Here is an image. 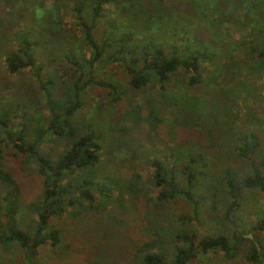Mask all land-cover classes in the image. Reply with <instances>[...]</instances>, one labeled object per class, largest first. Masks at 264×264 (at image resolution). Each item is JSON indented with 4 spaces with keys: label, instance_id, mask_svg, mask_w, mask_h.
<instances>
[{
    "label": "trees",
    "instance_id": "obj_1",
    "mask_svg": "<svg viewBox=\"0 0 264 264\" xmlns=\"http://www.w3.org/2000/svg\"><path fill=\"white\" fill-rule=\"evenodd\" d=\"M31 1L34 8L30 11L25 7L24 0H0V59L4 71L9 75L32 71L38 93L35 97L43 102L41 107L45 113H39V102L33 104L29 99V103L33 104L32 111L25 110L22 105L15 106L21 121L14 127L9 123L8 112L0 108V242L20 247L25 264H38L42 246L62 249L57 254L72 247L66 229L54 227L52 221L66 215L77 220L82 212L98 209L99 206L107 209L108 205L122 203L126 194L136 198L139 193L138 174L132 175L128 184L123 186L117 176L101 168L105 133L102 129L98 130L97 124H82L79 119L83 95L88 86L108 89L112 104L118 99L120 89L117 85L96 79L94 70L112 62L119 63L134 90L150 85L164 88L170 77L180 71L187 74L190 86H195L199 83L198 73L202 66L221 60L220 53L225 50L221 48L224 43L220 35L212 37L214 25L233 22L239 11H248L264 0H181L176 5L182 8L178 7L175 12L170 9L174 6L172 1L169 7L164 0H149L147 4L142 0H69L72 3L69 13L73 24L90 55L89 58L79 59L72 49H65L62 55L56 53L62 56V63L65 64L63 76L57 75L59 70L54 67L46 73L42 64H37V49L44 37L38 36L41 33L35 18L43 7H38L39 0ZM61 8L65 10L57 0H50V10L58 18L62 15ZM109 9L113 10L115 18L111 19L107 14ZM143 17L150 21L164 18L166 26L172 27L170 40L157 42L143 36L138 24ZM196 22L203 25L197 29L193 27ZM236 23L230 28L232 32L249 25L251 28L245 37V40L249 36L252 39L245 50L247 57L264 63V26L249 21ZM227 25L226 31L229 30ZM3 39H6L5 43ZM58 51L59 48L56 49ZM27 101L23 99L24 103ZM147 107V122L155 130L154 123L160 119L150 104ZM37 119L42 120V125L35 126ZM242 134L239 136L242 145L236 148V154L250 162V174L240 179L238 173L225 168L219 179L225 189L224 197H220V203L226 206L223 216L231 224L234 221L230 216L239 210L244 189L264 192V155L259 162L251 161L248 156L253 157L260 149V138L249 129ZM47 142L49 145L45 148ZM9 146L21 157H27L28 160L21 159L22 164L33 160L37 165L36 172L42 177L41 194L28 206L37 217L31 231L20 228L17 218L20 188L10 171L2 165L4 150ZM15 154L11 155L17 157ZM162 157L150 162L153 170L150 183L158 190L156 207L179 196L193 205V214L192 217L178 216L174 223L177 228L169 233L167 239L158 231L159 223L152 227L150 238L135 247L136 263L189 264L199 255L217 251L226 259L233 260L246 245L249 246L244 258L252 264L264 263V247L260 246L258 250L251 240L244 237L248 233L200 234L198 212L205 200L201 184L207 181L209 175L205 157L197 152L177 153L168 148ZM218 187L214 185L215 193H218ZM113 190H116V195H113ZM257 231H264V219L252 225L250 233L254 235ZM64 239L68 243L64 244Z\"/></svg>",
    "mask_w": 264,
    "mask_h": 264
},
{
    "label": "rangeland",
    "instance_id": "obj_2",
    "mask_svg": "<svg viewBox=\"0 0 264 264\" xmlns=\"http://www.w3.org/2000/svg\"><path fill=\"white\" fill-rule=\"evenodd\" d=\"M24 1L25 7L31 11L34 8L32 1ZM148 1L142 0L144 4L150 3ZM170 1L174 5L170 9L174 12L178 7L182 8L176 5L181 0H164L169 7ZM57 3L65 7V10L61 8L60 18L51 12L50 0H39L38 3V7L43 8L36 13L35 20L39 22L41 34L38 36L44 37V40L37 49V64H42L46 73L55 68L59 70L57 75L63 76L65 64L62 63L61 55L65 49H72L79 59L89 58L90 51L81 41L79 31L73 24L74 20L69 13L72 3L69 0H57ZM109 10L107 14H110L111 19L115 18L113 10ZM244 12L239 11L233 22L214 25L215 33L212 37L220 35L224 43L221 48L225 50L220 53L221 60L202 66L198 73L199 83L195 86H190L187 74L180 71L170 77L164 88L150 85L134 90L129 86V77L119 63L112 62L94 70L96 79L117 85L120 89L118 99L112 104V95L108 89L88 86L83 95L79 119L82 124H97L98 130L102 129L105 133L101 168L117 176L123 186L128 184L132 175L138 174L139 193L136 198L128 193L122 203L108 205L107 209L99 206L98 209L82 212L77 220L66 215L52 221L54 227L66 229L72 247L57 254L62 249L42 246L38 264H137L135 247L150 238L152 227L159 223L157 229L167 239L169 233L177 228L174 223L178 216L192 217L193 205L179 196L170 203L156 207L158 190L150 183L153 175L150 162L163 159V152L167 148L177 153H200L208 163L209 175L207 181L201 184L205 200L198 212L200 234L248 233L244 237L249 239L247 236L250 235L252 239L249 240L256 243L258 250L260 246L264 247V231L255 232L256 237L250 233L252 225L264 219V192L258 189L243 190L241 206L230 216L233 217V224L224 218L226 206L220 203L225 189L219 179L225 168L238 173L240 179L250 174V162L236 154V148L242 145L239 136L248 129L253 130L259 136L261 146L253 157L250 154L248 156L251 161L259 162L264 155V63L250 59L245 54L252 40L251 36L245 40L251 31L250 25L233 32L230 29L237 21H249L255 25L261 23L264 26V2ZM136 16L140 14L136 13ZM144 17L138 22L143 36L157 42L166 43L170 40L172 27L166 26L164 18L150 21ZM175 19L178 20L177 17ZM188 24L192 27L191 23ZM201 25L196 22L193 27L198 29ZM225 25L229 27L228 31ZM2 41L5 43L6 39ZM225 46H228V51ZM35 81L32 71L22 75L7 74L0 59V108L8 112L9 123L14 127L21 121L18 110H15L16 105L32 111V105L39 102V113L45 115L43 102L35 97L38 96ZM22 98L28 101L24 103ZM148 104L160 119L154 123L155 130L147 122ZM42 123V120L37 119L35 126ZM48 145L47 142L44 147ZM54 148L61 150L57 146ZM15 153L10 146L5 148L2 165L10 171L20 188L17 214L20 228L31 231L37 217L29 211L28 206L41 194L42 177L36 172L37 165L33 160L22 164L21 161L27 157ZM215 184L220 186L217 188L219 194L215 193ZM113 193L116 195V190ZM63 243L68 242L64 239ZM248 246L238 252L233 260L226 259L217 251L199 255L189 264H252L244 258ZM0 264H25L21 248L0 242Z\"/></svg>",
    "mask_w": 264,
    "mask_h": 264
},
{
    "label": "water",
    "instance_id": "obj_3",
    "mask_svg": "<svg viewBox=\"0 0 264 264\" xmlns=\"http://www.w3.org/2000/svg\"><path fill=\"white\" fill-rule=\"evenodd\" d=\"M249 239H252V237L250 235L247 236ZM254 244L256 245V243L254 242Z\"/></svg>",
    "mask_w": 264,
    "mask_h": 264
}]
</instances>
